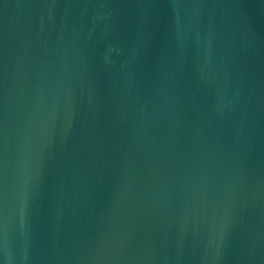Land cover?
<instances>
[{
    "label": "water",
    "instance_id": "95a60500",
    "mask_svg": "<svg viewBox=\"0 0 264 264\" xmlns=\"http://www.w3.org/2000/svg\"><path fill=\"white\" fill-rule=\"evenodd\" d=\"M0 264H264V0H0Z\"/></svg>",
    "mask_w": 264,
    "mask_h": 264
}]
</instances>
